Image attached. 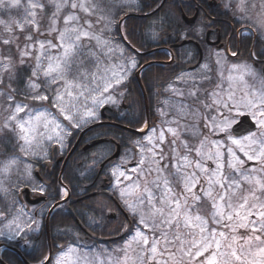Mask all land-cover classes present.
I'll use <instances>...</instances> for the list:
<instances>
[{"label": "rangeland", "instance_id": "1", "mask_svg": "<svg viewBox=\"0 0 264 264\" xmlns=\"http://www.w3.org/2000/svg\"><path fill=\"white\" fill-rule=\"evenodd\" d=\"M136 5L0 0V140L10 133L21 152L4 160L0 153L3 195L18 202L34 161L45 163L54 148L64 154L74 132L121 103L137 63L114 33L119 12ZM225 7L247 30L240 35L264 42V0H225ZM234 59L212 50L173 82L159 121L120 158L113 191L134 234L103 248L70 247L53 264H264V77ZM22 68L32 74L29 98L51 97V108L18 103L7 92ZM243 116L257 129L235 138ZM32 215L18 205L0 238L18 239Z\"/></svg>", "mask_w": 264, "mask_h": 264}, {"label": "trees", "instance_id": "2", "mask_svg": "<svg viewBox=\"0 0 264 264\" xmlns=\"http://www.w3.org/2000/svg\"><path fill=\"white\" fill-rule=\"evenodd\" d=\"M42 1L46 3L49 0ZM163 1L139 0L138 6L134 10L122 9L119 12L118 24L115 28V40L125 47L127 54L136 61L137 68L125 84V95L120 99L121 103L124 101V105L117 103L116 106L111 107L113 113L109 115L112 123L132 131H140L147 124L144 95L148 101L149 125L152 129L159 121L158 109L163 105L166 91L174 82L177 69L182 67L185 71L187 67L195 66L198 62V53L193 46L173 48V46L180 45L184 40L192 39L193 31L183 23L182 14L192 17L194 10L187 4H182V0H168L159 9ZM127 15L131 16L128 17ZM126 16L128 18L125 19ZM204 16L200 12L201 18L197 25L203 26L210 17L212 18L210 14H207V17ZM216 18L230 23L225 26V30H222V36L225 39L230 36L231 27L233 28V37L229 49L236 55L237 59L231 61H240L252 68L256 66L252 59L253 55L257 60L264 61L263 41L251 36L242 37L241 40L236 39L234 32L240 29L242 25L236 22L228 12L225 7V0L222 2V7L219 8ZM119 22H123L121 28H119ZM201 46L204 54L212 51L204 45ZM170 57L174 59L173 65L169 64L172 61ZM139 72H141L140 78L137 76ZM31 76L32 74L28 69H19L9 82L8 87L5 85L7 92L18 103L31 105L35 108H51V97H49L48 102H36L29 98L30 94L27 87ZM80 133L81 131L74 132L69 138L71 146L76 143ZM86 137L92 140L109 139L117 141L122 149V154L132 149L140 138L139 135L109 126L95 128ZM95 151L98 154L94 160L82 159V155L79 153L74 155L63 172L62 184L59 179L60 168L53 169L54 182L47 191V199L50 205H56L62 201L63 188L69 191L72 197L71 203L67 202L61 206L51 217L49 237L46 232L47 218L45 215L41 223H37L35 227L27 228L18 239L6 241L0 238V247L7 246V249L3 250L1 254L0 264H25V262L27 264H45L50 252H52V256L49 264H53L54 258L60 252L77 245L80 239L85 241L84 238H87V235L81 232L79 227L89 228L87 234L97 239L109 240L121 236L123 239L119 243L129 239L134 234V223L131 221V225L130 221H126L123 216H120V222H108L106 220L105 215L108 207L105 198L93 197L84 202L72 204L79 198L101 191L100 186L102 185L93 183L99 169L100 156L113 153L114 148L112 151V145H104ZM0 153L3 160L21 155L19 146L16 145L10 133H7L0 140ZM33 163H35L36 168L41 169V172L42 169H45L44 162L34 161ZM40 176H42L41 173ZM18 191L17 189V194ZM17 206V199H11V197L0 192V228L4 221L13 218ZM101 228L102 231H100ZM89 241L92 242L91 239ZM104 243L111 246V242ZM12 249L21 255L19 256Z\"/></svg>", "mask_w": 264, "mask_h": 264}, {"label": "flooded vegetation", "instance_id": "3", "mask_svg": "<svg viewBox=\"0 0 264 264\" xmlns=\"http://www.w3.org/2000/svg\"><path fill=\"white\" fill-rule=\"evenodd\" d=\"M135 1L137 2V5H136L137 7L139 0H135ZM167 1L168 0H166V3ZM215 1L217 2L216 4L215 3L213 4L212 0H182L181 1L182 4H187L192 10H194V15L192 17H187L186 15L182 14L183 23L186 25V27H188L191 31H193L192 39L184 40V41H190V42L196 43L198 44L200 49L194 44L187 45V46H193L197 50L198 62L195 66L187 67L185 71L183 70L182 67H179L177 69L178 72L174 77V82H176L185 73L193 72L199 68V67L197 68V65L199 64V61H200V50H202V53H203V60L201 63L203 64L204 58L207 57V54H204L201 45H204V47L212 49V50L224 51L225 53L227 52V49H229V45L231 44L232 37H233V28L231 27L230 36L227 39H225V37L222 36V30H225L224 29L225 26H228L230 23L216 18V16L218 15V10L219 8L222 7V2L224 0H215ZM200 12L205 15L204 17H207L206 16L207 14H210L212 16V18L210 17L209 21L205 22L203 26L197 25L201 18ZM127 16L130 17L131 15H127ZM127 16L125 17V19L128 18ZM184 16L188 20L196 18L194 25L188 26L184 21ZM122 24L123 22H119V28L122 27ZM199 28L202 30L201 34L195 32ZM184 41H182V43ZM182 43L180 45L173 46V48L184 47L182 46ZM188 63H190V61H188ZM169 64L171 65L174 64L173 58H172L171 63ZM254 69H257V70L261 69V71L263 72V77H264V61L257 60L256 66ZM124 95H125V91L123 90L122 96L120 98H123ZM119 104H122L123 106L124 101ZM111 113H113L112 109L108 108L107 112L105 113V116L102 117L101 115V120L99 122L90 125L89 127H87V129H85L84 131L80 133V136L78 137V139L76 140V143L73 146H71L68 141V144L66 146V151L64 154L60 153L59 149L57 150L56 148H54L51 155L49 156V160L45 162L44 164L45 169H42V172H41V169L39 170L38 168H36V166H34V163H33L34 168H33V173H32V177H33L32 183L23 184L22 186L23 189L19 192V197H18V205L21 204L22 206H24L28 214L33 213L32 215L33 223L29 225V227H35L37 223H41L44 216L46 215V218H47L49 212L51 211L53 206H55V205H50V202L47 199L48 198L47 191L51 187L52 183L54 182L53 169H55L56 167L60 168V175H59V179H60L62 171L64 172L67 164L70 162V160L73 158L74 155L79 153V155H82V159H85V160L93 159L94 160L95 156L98 154V152H96L95 150L97 148L103 147L104 145H112V151H113V148H114V151L113 153L102 154L100 156L99 169L96 174V177H94L93 183H98V184H101L102 186H100L101 188L100 192L98 193L96 192L93 194L97 195L95 196V198L102 197L107 200L106 204L108 207V211L106 212L105 218L108 222H120V216H123L125 220L129 221V216L126 214L125 210L123 208H122L123 210L118 208L116 203L112 199L114 198L115 200H117L116 194L113 191V185H114V174L113 173L115 170L119 168L118 162L120 160H111V158L113 157L116 151V147L110 143V144H104L101 146H96L93 149L85 151V148L88 145L97 141V140H94V139L92 140L91 138L86 137V135L89 132L99 127H104V126L114 127L113 126L114 123L111 122V116L109 115ZM92 126H95V127L92 129H89ZM40 173L42 176H40ZM62 176H63V173H62ZM27 191H29V193ZM88 196L90 195L79 198L75 200L74 202H72V204L84 202L89 199ZM71 199L72 197L70 195L67 202L71 203ZM67 202L65 204H67ZM112 208H115V210H112ZM112 216H113V219L110 218ZM79 229L81 230V232L87 235L86 236L87 238H84L85 241L80 239L79 243H77L76 245L77 247H80V248H96L98 246L105 247L104 242L110 243V240L97 239L87 234L88 232L87 230H89V228L83 229L79 227ZM102 230L103 229L101 228L100 231ZM48 231H47V226H46V232ZM89 239H91L92 242H90Z\"/></svg>", "mask_w": 264, "mask_h": 264}, {"label": "water", "instance_id": "4", "mask_svg": "<svg viewBox=\"0 0 264 264\" xmlns=\"http://www.w3.org/2000/svg\"><path fill=\"white\" fill-rule=\"evenodd\" d=\"M165 3H166V0L162 3V5H161L160 8H162V7L164 6ZM212 3H213V4H214V3L216 4L217 2H216L215 0H212ZM195 20H196V18H193V19H191V20H188V19L185 18V16H184V21H185V23H186L188 26H193ZM190 44H194L195 46H197V47L199 48L198 44L193 43V42H190V41H186V42H184V43L182 44V46H187V45H190ZM199 49H200V48H199ZM202 60H203V53H202V50H200V61H199V64L197 65V67H199V65L202 63ZM144 102H145V107H146L147 120L149 121V113H148V105H147L148 102H147V98H146L145 95H144ZM106 110H107V109H103V110L101 111L103 117L105 116V112H106ZM114 126H115L116 128H118V129H123V130H125V131H127V132H130L131 134H135V135H142V134H144V133H141V132L132 131V130H130V129H128V128L121 127V126H118V125H114ZM256 128H257V127H256V124H255L254 122L251 121L250 117H248V116H243V117H241V119L239 120V123L236 124V125L234 126V128L232 129V134H233L234 137H236V138H240V137L246 136V135H248V134H252V133H254L255 130H256ZM105 143H112V141H110V140H100V141H96V142H94V143L88 145V146L85 148V151H86V150H90V149H92V148H94V147H96V146H99V145H101V144H105ZM113 143H114V142H113ZM115 144H116V143H115ZM116 146H117L116 153H115V155L112 157L111 160H117V159L120 157V154H121V148H120V146H119L118 144H116ZM62 173H63V171H62ZM62 173H61V176H62ZM61 176H60V177H61ZM27 192L29 193V191H27ZM66 201H67V200H64L62 203L55 205L54 208H53V210L50 212V215H52V213H53L54 210H57L61 205L65 204ZM115 203H116V205L120 208L119 204H118L117 202H115ZM110 218L113 219V216L110 217ZM4 248L6 249V247H4ZM14 252L20 256V253H19L18 251L14 250ZM50 256H51V252H50ZM49 260H50V259H49ZM0 262H1V260H0ZM48 262H49V261H48ZM48 262H47V263H48ZM47 263H46V264H47ZM25 264H27V263L25 262Z\"/></svg>", "mask_w": 264, "mask_h": 264}, {"label": "bare ground", "instance_id": "5", "mask_svg": "<svg viewBox=\"0 0 264 264\" xmlns=\"http://www.w3.org/2000/svg\"><path fill=\"white\" fill-rule=\"evenodd\" d=\"M141 132L144 133V130H142Z\"/></svg>", "mask_w": 264, "mask_h": 264}]
</instances>
